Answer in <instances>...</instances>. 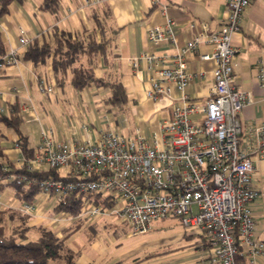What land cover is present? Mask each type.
Wrapping results in <instances>:
<instances>
[{"label":"crops","instance_id":"crops-1","mask_svg":"<svg viewBox=\"0 0 264 264\" xmlns=\"http://www.w3.org/2000/svg\"><path fill=\"white\" fill-rule=\"evenodd\" d=\"M39 4L40 0H14L8 4L7 12L0 15L4 54L15 50L17 55L15 62L0 67V114L9 113L11 104L16 103L21 116L18 130L0 120V159L7 158L19 164L17 159L22 151L19 145L15 146L19 137H24L27 145L33 147L34 156L43 133L58 141L68 138L91 141L107 130L129 135L139 132L157 146L164 147L167 141L162 122L171 116L172 107L181 101L182 92L197 101L208 97L216 63L213 59H203L201 54L212 52V42L200 39L194 49L183 52L187 71L196 75L182 90L171 86L169 93L159 94L156 99L146 94L155 71L148 68L147 60L141 54L152 52L158 55L165 51L171 55L181 51L185 42L199 35L204 27L208 31L219 29L226 16L224 0H100L90 3L97 5L99 15L107 9L103 31L94 24L93 18L88 17L91 5L85 0H60L56 14L42 10ZM166 18L172 19L169 27L171 41H151L149 30L154 25L168 32ZM54 26L67 29L73 36L92 33L97 41L103 40V50L92 56L93 73L96 77L120 80L126 92L124 104L110 103L109 87L97 85L94 81L82 88L69 83L58 86L51 56L37 64L21 57L31 38L52 41ZM20 29L27 39L25 44L19 42ZM231 43L236 47L232 58L236 87L250 94V100L239 113V145L254 163L252 185L258 194L250 206L257 238L264 242V85H260L257 78L259 67L264 66V0H249L243 7L240 27L231 34ZM134 55L137 56L135 64ZM40 85L51 87V90L42 91ZM202 115L199 112L191 114L190 118L200 122ZM32 137H36L34 143L30 141ZM6 186H9L6 194L14 195L16 201L0 195V210L20 212L24 201L8 183L0 192ZM39 194L32 200L35 205L32 212L24 214L28 217L30 233L43 225L60 236L70 225H83L84 233L80 238H74V248L68 245L75 251L79 264H112L122 260L108 262L104 256L96 263L93 260L104 248L100 237H96L98 224L106 218L116 217L114 214L82 215L79 220L83 219L84 223L88 219L87 224H78L74 222L75 217L64 212L53 213L49 207V198L52 197L44 193L38 197ZM184 234L196 237L189 251L153 264H198L205 252L201 236L195 231H184ZM256 264H264V255Z\"/></svg>","mask_w":264,"mask_h":264},{"label":"built area","instance_id":"built-area-1","mask_svg":"<svg viewBox=\"0 0 264 264\" xmlns=\"http://www.w3.org/2000/svg\"><path fill=\"white\" fill-rule=\"evenodd\" d=\"M99 1L85 0L89 4ZM248 1L224 0L226 16L219 29L208 31L204 27L181 51L141 54L148 68L155 71L146 94L156 99L169 93L171 86L182 90L196 75L186 69L185 50L194 49L200 39L213 43L211 53L201 54L216 63L209 95L197 101L182 92L181 101L162 122L166 146H157L139 132L129 135L107 130L91 141H58L43 133L38 152L32 157L20 154L19 164L28 169L42 164L57 167L71 178L39 179L41 193L60 199L67 193L99 192L80 215L112 213L126 223L130 234L146 232L156 220L176 217L185 230L201 236L205 252L198 264H256L264 255V242L257 238L250 206L258 190L252 185L253 160L239 145V113L250 94L236 87L232 68L236 47L231 43ZM171 23L172 19L166 18L167 33L154 25L149 39L170 42ZM18 39L22 44L27 42L22 29ZM16 60L12 50L2 55L0 67ZM257 78L264 85L263 65ZM40 88L51 90L43 85ZM199 112L203 113L201 121L194 122L190 115ZM108 200L109 208L104 207ZM34 206L32 201H24L20 212L30 214Z\"/></svg>","mask_w":264,"mask_h":264},{"label":"trees","instance_id":"trees-1","mask_svg":"<svg viewBox=\"0 0 264 264\" xmlns=\"http://www.w3.org/2000/svg\"><path fill=\"white\" fill-rule=\"evenodd\" d=\"M14 0H0V15L8 10V4ZM22 2L24 0H15ZM60 0H40L39 7L47 12L56 14ZM90 14L94 24L100 31L104 30L103 17L107 9H103L99 15L97 5L90 4ZM52 41L39 40L37 37L31 38L23 53L22 58L43 63L51 56L54 76L57 85L63 86L67 83L77 88H82L94 81L97 85L108 86L110 95L108 101L114 105L121 106L126 101V92L123 84L117 79L96 77L93 73V54L103 50V40L97 41L92 33L84 35H72L67 29L54 26L52 28ZM103 36V35H102ZM4 46L0 37V58L4 55ZM0 120L7 126L18 130L21 122L19 108L16 103L11 104L9 113H1ZM18 145L26 157L33 156L34 149L27 145L24 137H19ZM1 155V148H0ZM12 177L6 181V178ZM53 176L57 179H69L68 175H63L59 168L43 165L38 169H28L15 161L7 158L0 159V190L5 183L11 185L14 193L21 201L31 202L38 195L42 188L38 181L44 177ZM53 198L51 210L57 214L64 212L72 218L74 222L82 223L81 213L86 205L94 201L99 192L88 195H76L67 193L56 199L52 193L48 194ZM111 201L105 202L104 207L109 208ZM27 215L15 209L0 210V264H54L52 260H60L58 264H79L76 261V253L71 247L65 244L64 237L76 226L70 225L64 232V237L54 233L53 229L39 225L34 229V234L30 233L27 224ZM91 226V225H90ZM93 226V225H92ZM186 233L187 230H184ZM133 258V261L138 260ZM90 264V263H86ZM112 264H129L122 260Z\"/></svg>","mask_w":264,"mask_h":264},{"label":"rangeland","instance_id":"rangeland-1","mask_svg":"<svg viewBox=\"0 0 264 264\" xmlns=\"http://www.w3.org/2000/svg\"><path fill=\"white\" fill-rule=\"evenodd\" d=\"M35 138L30 141L34 143ZM8 191L9 186H6L0 192V195L5 198L8 197L9 200L16 201L14 195L8 196L9 194H6ZM41 195L43 194L40 193L38 197ZM52 202L53 199L49 198V207L52 206ZM105 220L101 223L98 222L96 237H100V244L104 248L100 255L95 256L93 259L94 263L97 262V259L99 260L100 257L104 256V258H108L106 259L109 260L108 262L121 258L129 264H153L168 260L180 252L184 254L195 244L196 237L186 236L184 234L185 229L176 217L156 220L149 230L138 234H129L128 226L119 217H110ZM84 221L82 224H87L88 219ZM82 229L83 225L72 229L65 237L61 234L64 237L65 244L74 248L73 240L76 237L80 238L84 233ZM135 257L139 259L133 261ZM52 262L58 264L61 261L52 260Z\"/></svg>","mask_w":264,"mask_h":264}]
</instances>
